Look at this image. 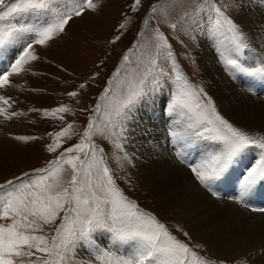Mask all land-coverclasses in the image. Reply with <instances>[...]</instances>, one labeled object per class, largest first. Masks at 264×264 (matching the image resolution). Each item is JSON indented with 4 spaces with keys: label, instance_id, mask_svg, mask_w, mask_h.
<instances>
[{
    "label": "snow or ice",
    "instance_id": "1",
    "mask_svg": "<svg viewBox=\"0 0 264 264\" xmlns=\"http://www.w3.org/2000/svg\"><path fill=\"white\" fill-rule=\"evenodd\" d=\"M102 6L103 0H0V118L8 121L25 115L14 110L16 101L7 89L15 86L13 76L33 71L31 65L43 58L37 48L50 47L67 33L73 20L89 11L98 12ZM142 6V0H132L130 9L139 13ZM176 7L177 0H169L166 7H161L159 0H150L137 23L147 26L156 21L152 38L136 62L128 54L138 51L136 48H129L119 58L77 143L64 146L76 134L73 123L65 117L73 112L69 104L30 109L62 122L64 126L58 131L47 133L51 143L45 145L49 153L62 151L44 167L0 184V264H75L82 248L90 258L80 264H228L223 258L197 251L205 246L180 240L155 214L140 208L120 188L104 149L93 140L94 135L104 136L123 154L118 159L131 162L126 150L134 131L131 124L138 120L139 107L159 96L167 84L169 96L166 102L162 96L160 100L173 121L168 135L176 158L213 197L220 196L217 186L229 182L232 173L243 165L235 194L229 199L251 206L248 198L264 184V130L237 126L218 111L205 86L195 84L184 73L161 24L172 30L186 29L198 23V13L206 17L203 31L216 38L217 62L233 77L264 78V55L249 62V35L216 0L197 4L173 22L171 10ZM23 15L34 16L37 21L21 22L18 17ZM121 15L117 34L108 41L112 45L133 23L127 13ZM143 34L138 28L136 36ZM57 67L66 71L63 65ZM96 75L99 73L92 78ZM114 81H118L115 87ZM87 87V82L80 83L65 95L75 100ZM13 138L25 145L40 139L33 135ZM194 146H201L202 151L193 161L189 160V149ZM253 152L255 155H250ZM252 210L264 213V208ZM46 226H54L51 235ZM178 230L191 240L187 231L179 226ZM258 251L264 256V247ZM232 264L252 262L240 256Z\"/></svg>",
    "mask_w": 264,
    "mask_h": 264
},
{
    "label": "rangeland",
    "instance_id": "2",
    "mask_svg": "<svg viewBox=\"0 0 264 264\" xmlns=\"http://www.w3.org/2000/svg\"><path fill=\"white\" fill-rule=\"evenodd\" d=\"M149 2L150 0H142L143 6L139 13H133L130 9L132 0H103V6L98 12L89 11L82 18L73 20L67 29V33L52 43L50 47L37 48V52L43 58L31 65L33 71L11 78L12 84L15 86L8 88L7 94H10L16 101L14 110L23 112L25 115L8 121L0 118V184L14 177H21L22 173H32L34 169L44 167L49 160L54 159L59 154V151H62L60 149L57 153H49L45 149V145L51 143V137L47 133L58 131L64 126L62 122L52 117H45L42 112L31 111L30 109H50L60 103L69 104L73 112L65 114V117L66 121L73 123L76 134L64 146L67 147L78 142L79 136L82 134L88 117L92 114L108 78L112 76L120 62L119 58L129 48H136L138 51L128 53L130 59L136 62L140 52L145 50L144 46L152 38V29L156 21H150L147 26L137 23L140 17L145 15ZM216 2L220 7L226 9L228 14L238 23L237 15L240 12L242 0H216ZM257 2L262 3L261 6L264 5V0H257ZM168 3L169 0H159L161 7H166ZM204 3L205 0H177V7L171 10L173 22L175 18L182 16L185 12H191L197 4L203 6ZM122 12L132 17L133 23L128 25L130 30H124L121 40L112 45L108 41L117 34L116 26L123 19ZM18 19L24 23H35L37 21V18L31 15H23L18 17ZM196 20L197 24L191 25L186 29L178 28L177 30H172L167 24L162 23L161 30L168 36L176 59L184 73L195 84L205 86L206 91L213 97L218 111H220L218 103L210 91V82L204 77L199 62L204 49L211 50L217 56L215 51L216 38L209 37L203 31L207 23L206 17L202 18L201 14L198 13ZM138 28L144 33L140 37L136 36ZM192 36L195 39H192ZM57 65H63L66 71H61ZM220 66L222 65L220 64ZM223 72L228 77V73ZM94 73H99V75H96L93 79ZM237 76L238 74L235 77L239 82ZM231 77L234 79L233 76ZM83 82H87L88 87L83 89L81 95L75 100L65 95L66 91L72 90ZM243 82H245L247 87L254 83L247 78ZM255 82L258 81L255 79ZM117 83L118 81H114L113 87ZM257 86L259 87V85ZM247 90L251 91L250 89ZM169 92L170 89L166 84L162 93L159 94L165 98V102ZM163 107L160 102L158 112L160 117H164L166 128L169 130L172 126L170 124L172 120L163 110ZM146 112L150 115L152 114L145 108V115ZM221 114L224 115L222 112ZM230 121L233 122L232 120ZM168 124H170L169 127ZM236 125L239 126L238 124ZM15 135H33L40 137V139L28 142L25 145L16 141L13 138ZM105 135L108 134L105 133ZM168 138L171 139L169 135ZM93 140L104 149L105 158L120 188L131 199L135 200L140 208H145L144 210L155 214L180 240L190 244L200 243L205 246L203 249H197V251L202 254L207 252L210 257L223 258L228 261V264H232L235 258L219 256L211 251L207 242H202L195 237L189 227L182 224L163 201L154 197L147 185L146 170L139 168L137 160L132 158L131 162H129L128 160L118 159L123 154L118 152L104 136L94 135ZM128 144L126 145L127 152ZM189 153L192 156L193 150L190 149ZM174 157L178 160L175 155ZM242 167L243 165L240 168ZM188 171L191 173L190 170ZM191 177L198 184L192 173ZM68 178L69 175L66 174L65 179ZM198 186L207 191L199 184ZM259 186L260 191L256 195L264 198V184ZM217 188L218 192H220L222 186H217ZM231 189L233 190V188ZM221 196L225 197L224 195ZM236 205L241 206L237 203ZM250 205L248 208L252 210L254 205L251 203ZM178 226L190 234L191 240L184 237L182 232L178 230ZM53 227L46 226V231L49 235L52 234L51 229ZM100 239L103 241L104 237L101 236ZM89 258L85 249H79L75 264H80L82 259Z\"/></svg>",
    "mask_w": 264,
    "mask_h": 264
},
{
    "label": "bare ground",
    "instance_id": "3",
    "mask_svg": "<svg viewBox=\"0 0 264 264\" xmlns=\"http://www.w3.org/2000/svg\"><path fill=\"white\" fill-rule=\"evenodd\" d=\"M261 5L257 0H242L237 15L238 23L251 40L252 48L246 51L249 62L264 55V5ZM199 62L220 111L245 129L264 130V78L238 74V82L228 74L229 79L215 53L208 49L202 51ZM246 78L254 82L249 87L243 82ZM161 96L139 107L138 120L131 124L134 131L128 142V153L138 161L139 168L146 170L148 188L195 237L207 242L214 253L235 259L247 256L252 264H264V256L258 251L264 247V213L238 206L229 199L235 194L241 166L232 173L230 181L222 185L219 197L201 189L192 179L187 165L174 157L164 117L158 112ZM145 108L152 114L146 112L145 115ZM170 124L173 126V121ZM192 150L189 160L199 159L202 147L194 146ZM259 191L258 185L248 198L254 208L264 207V198L256 195Z\"/></svg>",
    "mask_w": 264,
    "mask_h": 264
}]
</instances>
